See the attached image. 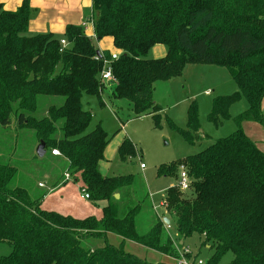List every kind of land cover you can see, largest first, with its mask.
I'll return each mask as SVG.
<instances>
[{
    "label": "trees",
    "instance_id": "trees-1",
    "mask_svg": "<svg viewBox=\"0 0 264 264\" xmlns=\"http://www.w3.org/2000/svg\"><path fill=\"white\" fill-rule=\"evenodd\" d=\"M91 8L93 37L83 25L71 24L57 37L27 34L28 0L13 10L0 2V125H9L14 114L18 127L33 130L45 152L59 151L66 164L63 184L79 182L89 201L104 203L100 217L42 209L40 197L11 185L16 167L0 163V242L11 246L0 255V264H166L141 258L124 245L133 242L175 259L178 245L168 234L171 223L179 239L201 235L202 244L213 249L212 264L227 251L233 254L231 264H264V152L241 128L247 121L264 126V0H91ZM105 37L113 52L94 43ZM60 39L66 40L65 47ZM155 45L166 48L164 56L148 57ZM111 53L119 56L111 62L109 102L128 101L134 117L157 119L161 106L153 101L154 85L179 76L187 63L224 67L237 85V92L214 98L213 123L230 118L234 102L244 98L248 104L233 117L236 129L230 135L160 165L165 175L183 165L188 187L167 189L164 210H153L143 233L136 225L141 205L129 191L132 175H102L98 166L109 138L100 125L86 132L91 113L83 108L82 95L106 104L102 94L108 88L99 73L102 55ZM40 96L61 97L62 103L48 104L36 118L31 113ZM188 127L183 136L197 142L201 135L194 105ZM117 151L124 159L135 148L125 138ZM111 235L118 244L108 240ZM89 239H101L103 245L82 244Z\"/></svg>",
    "mask_w": 264,
    "mask_h": 264
},
{
    "label": "rangeland",
    "instance_id": "rangeland-1",
    "mask_svg": "<svg viewBox=\"0 0 264 264\" xmlns=\"http://www.w3.org/2000/svg\"><path fill=\"white\" fill-rule=\"evenodd\" d=\"M98 41L94 40L96 46L98 43L102 49L113 52L110 38L105 37L100 40L101 42ZM160 47L164 48L163 45H158L155 48ZM152 54L153 50H149L148 57L153 58ZM107 83L105 82L104 85L108 88ZM154 87H156L155 100L162 107L157 119L151 115L134 117L130 104L126 100L112 99L114 102L111 104L109 88L102 94V98L106 102L104 106L99 105L96 97L85 93L82 95L83 108L91 113V120L86 132L92 130L96 125H100L109 138L103 159L99 162V172L104 176L132 175L129 191L133 201L139 202L141 205V212L136 217L139 233L145 232L152 223L151 220L154 217L152 205L156 208L154 210L161 214L164 207L160 204L164 200L167 189L172 184L176 185L178 181L180 165L169 175L159 173L160 165L194 154L216 139L230 135L236 129L233 117L248 106L246 100L242 98L230 106V118L222 119L218 124L209 119L214 98L237 92V85L228 70L217 65L187 63L179 76L172 77L167 83L166 81L156 82ZM50 103L58 105L62 103V98L40 96L38 109L31 114L36 118L41 117L46 113V107ZM191 105L196 106L198 131L201 135V138L195 143L189 142L182 134L189 128L188 110ZM11 120L7 126L0 125V163H8L16 167L17 171L11 182L12 186L24 187L31 196L42 199L45 188L38 187L37 182L46 180V174H50L52 180L57 179L66 164L59 159L60 155L53 157L51 149L46 150L43 156H39L36 152L39 142L33 130L19 128L14 114L11 115ZM125 138L131 142L135 151L133 156L125 155V158L121 159L117 148ZM251 140L255 142L258 138ZM141 163L144 168H140ZM72 183L76 184L74 181H69L64 186L63 200L81 210L84 205L79 200V195L83 192ZM53 185L55 184L53 183ZM61 197L58 194H52L49 199L45 200V203L53 202L54 198L59 200ZM84 202L88 203L87 199ZM93 207L91 213L99 215L100 207L94 205ZM168 234L175 244L188 247L190 255L200 260L201 264H212L213 249L202 244L203 237L201 235L194 233L190 237L179 239L173 223L168 229ZM108 240L114 245L120 241L114 235H111ZM179 240H183V244H179ZM90 243H95L97 246L103 245L101 239L95 241L89 239L82 242L86 246ZM124 249L148 261H160L159 253L145 249L139 244L127 242ZM10 251L9 244L0 242V255H6ZM232 258L233 254L227 251L214 264H231Z\"/></svg>",
    "mask_w": 264,
    "mask_h": 264
},
{
    "label": "crops",
    "instance_id": "crops-1",
    "mask_svg": "<svg viewBox=\"0 0 264 264\" xmlns=\"http://www.w3.org/2000/svg\"><path fill=\"white\" fill-rule=\"evenodd\" d=\"M0 2L3 3V6L6 9L13 10L21 4L22 0H0ZM28 2L31 11L28 21L27 34L32 35L36 33L51 32L55 36L57 35L59 37H62L65 27L68 24H71V25H84L85 27L84 32L88 36L93 37L92 23L87 21L88 18L92 16L91 0H28ZM98 42L101 41L99 40ZM156 46L158 45H155L151 48V50H153V54H152L153 58L164 56L166 53V48L160 47L156 49L155 48ZM97 47L99 50H105L99 47L98 43H97ZM168 81H166V83ZM155 88L156 87H154L153 90V99L155 103H157L154 94ZM262 112L264 116V99L262 102ZM241 128L250 139L258 138V140H255V142H257L256 145L260 150L264 152V126L257 122L247 121L241 124ZM55 161L57 162V160ZM63 171L64 169L59 174V177H57V179L55 180H52L50 174H46V180L37 182V186L39 182L45 185L44 187H41V188H45L44 192L42 193L43 198L41 202V208L45 210H53L65 215H71L76 218H84L90 215L100 217L101 212L99 215H95L91 213V209L93 210L94 208L93 205H94L95 207L97 206L100 207V211H101V207L104 204L103 202L92 203L91 201H89V199H87L88 203H85L84 201L86 199L82 198L81 197L82 194H80L79 200H81L82 205H84L80 210V208H75L70 203L65 202L63 200V196L65 194L64 186H66V184H68L69 182L68 181L67 183L63 184ZM53 183L55 185H53ZM73 185L79 187L80 183L76 182V184ZM173 185L174 184H172L171 186ZM52 194H58L59 197L60 196L62 197L59 198V200L54 198L53 202L49 201L45 203V200L47 198L49 199V197L52 196ZM154 209L156 208L153 207V210ZM179 244H183V241H179ZM176 247L177 249H179L181 246L178 245ZM158 258H160L159 259L160 261L158 262H165L166 264H170V263L173 264L174 261V259L161 254Z\"/></svg>",
    "mask_w": 264,
    "mask_h": 264
},
{
    "label": "built area",
    "instance_id": "built-area-1",
    "mask_svg": "<svg viewBox=\"0 0 264 264\" xmlns=\"http://www.w3.org/2000/svg\"><path fill=\"white\" fill-rule=\"evenodd\" d=\"M87 21L92 23V16H90ZM60 44L62 47H65L67 45V42L65 39H60ZM118 56H119V53H111L109 58H106L102 55L101 57L102 67L99 73L100 81L102 82L114 81L111 62L112 60L117 59ZM51 154L53 156L60 155L57 149H52ZM140 168H144V165L142 163L140 164ZM64 177L67 178L68 174H64ZM176 185H177V188H179L180 190H185L188 187L187 173L183 165L179 166L178 181ZM38 186L44 187L45 185L39 182ZM81 191L83 192L81 197L84 199H88L89 198L88 193L84 189H81ZM160 206H163V204L161 203ZM177 253L178 255L174 259V264H201L202 263L200 260H197L195 256L190 255V251L188 247H180L179 249H177Z\"/></svg>",
    "mask_w": 264,
    "mask_h": 264
},
{
    "label": "water",
    "instance_id": "water-1",
    "mask_svg": "<svg viewBox=\"0 0 264 264\" xmlns=\"http://www.w3.org/2000/svg\"><path fill=\"white\" fill-rule=\"evenodd\" d=\"M36 152H37V154L39 156H43L44 155L45 150H44V144H43V142H39V144H38V146L36 148ZM114 197L117 199L119 197V195L118 194H114ZM162 220H163V222H164L165 225H168L169 224V220L167 218L164 217Z\"/></svg>",
    "mask_w": 264,
    "mask_h": 264
}]
</instances>
